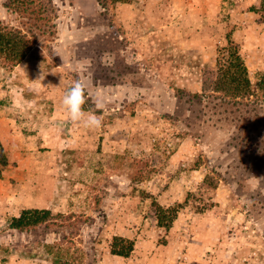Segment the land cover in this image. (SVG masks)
I'll return each instance as SVG.
<instances>
[{"label":"rangeland","instance_id":"rangeland-1","mask_svg":"<svg viewBox=\"0 0 264 264\" xmlns=\"http://www.w3.org/2000/svg\"><path fill=\"white\" fill-rule=\"evenodd\" d=\"M43 7L0 0L33 42L0 61V264H264V0ZM230 40L246 98L215 90ZM77 80L99 130L62 106ZM25 209L51 215L12 227Z\"/></svg>","mask_w":264,"mask_h":264},{"label":"trees","instance_id":"trees-1","mask_svg":"<svg viewBox=\"0 0 264 264\" xmlns=\"http://www.w3.org/2000/svg\"><path fill=\"white\" fill-rule=\"evenodd\" d=\"M8 2L15 9L32 11L33 14L35 12L43 14L42 10L45 9L43 0H8ZM32 48L33 42L27 33L19 28L0 22V61L5 66L15 67L27 57ZM220 52L219 63L223 71L219 73V77L215 81V90L224 92L228 97L235 99L246 98V96L253 94L248 67L238 46L230 40L222 47ZM222 61H227L228 65ZM7 164V151L0 140V167H5ZM39 214V209H25L20 216L13 217L11 225L19 230L36 227L42 222V218L46 219L51 215V211H45V215L42 217ZM132 246H130L131 250ZM117 253L126 255L129 250L126 252L117 251Z\"/></svg>","mask_w":264,"mask_h":264},{"label":"clouds","instance_id":"clouds-1","mask_svg":"<svg viewBox=\"0 0 264 264\" xmlns=\"http://www.w3.org/2000/svg\"><path fill=\"white\" fill-rule=\"evenodd\" d=\"M86 103L85 90L82 83L77 80L63 95L62 106L66 110L68 118L73 123L90 130H99L102 127V120L94 114L85 111ZM99 108L100 106L97 105Z\"/></svg>","mask_w":264,"mask_h":264}]
</instances>
